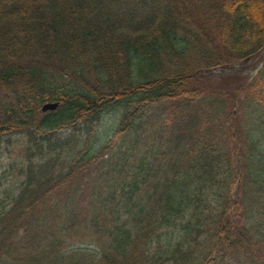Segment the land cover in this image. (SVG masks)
Returning <instances> with one entry per match:
<instances>
[{
    "label": "trees",
    "instance_id": "1",
    "mask_svg": "<svg viewBox=\"0 0 264 264\" xmlns=\"http://www.w3.org/2000/svg\"><path fill=\"white\" fill-rule=\"evenodd\" d=\"M263 47L264 0H0V264H264V62L199 79Z\"/></svg>",
    "mask_w": 264,
    "mask_h": 264
},
{
    "label": "rangeland",
    "instance_id": "2",
    "mask_svg": "<svg viewBox=\"0 0 264 264\" xmlns=\"http://www.w3.org/2000/svg\"><path fill=\"white\" fill-rule=\"evenodd\" d=\"M129 22L133 23L134 18ZM263 58L264 49L248 61L234 62L231 67H225V69L219 67L210 69L206 75L202 74V77L199 78L200 82L202 83L203 87L210 91L218 90L219 92H225L227 90L231 92L235 90V88L239 87L241 83L251 80L256 75L258 68L261 66ZM70 80L74 81V78L72 77ZM40 113L42 112L38 113L39 115L37 116V120H39L41 116L45 115V113ZM120 113V110L117 108L107 109L102 112L97 137L98 144H102L112 136L114 128H116L117 122L119 120ZM19 140H21L20 136L12 137L7 141V146H2L0 151V176L2 175L3 171L6 172L7 168L9 169L13 164H15L16 161L22 158L19 155L20 150L17 146V141ZM10 176L11 175L8 174L6 175V177H8V183ZM3 184L7 183L3 181ZM83 197L85 198V194H83ZM87 197L88 194H86V199ZM176 226L178 227V230H180L182 227V225L179 223H177ZM167 229H170V227ZM159 231L163 232V242H167L170 239L176 241V235H172V233L167 234L164 229H160Z\"/></svg>",
    "mask_w": 264,
    "mask_h": 264
},
{
    "label": "water",
    "instance_id": "3",
    "mask_svg": "<svg viewBox=\"0 0 264 264\" xmlns=\"http://www.w3.org/2000/svg\"><path fill=\"white\" fill-rule=\"evenodd\" d=\"M59 104V101H48L43 103V105L41 106V110L42 111H46V110H53L55 109Z\"/></svg>",
    "mask_w": 264,
    "mask_h": 264
}]
</instances>
